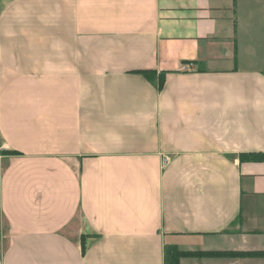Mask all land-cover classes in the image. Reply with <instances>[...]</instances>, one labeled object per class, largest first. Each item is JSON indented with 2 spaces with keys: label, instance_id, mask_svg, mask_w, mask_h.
<instances>
[{
  "label": "crops",
  "instance_id": "obj_1",
  "mask_svg": "<svg viewBox=\"0 0 264 264\" xmlns=\"http://www.w3.org/2000/svg\"><path fill=\"white\" fill-rule=\"evenodd\" d=\"M242 154H264V0H0V264L264 250Z\"/></svg>",
  "mask_w": 264,
  "mask_h": 264
},
{
  "label": "trees",
  "instance_id": "obj_2",
  "mask_svg": "<svg viewBox=\"0 0 264 264\" xmlns=\"http://www.w3.org/2000/svg\"><path fill=\"white\" fill-rule=\"evenodd\" d=\"M144 74L150 78L154 75V71L142 70ZM164 77L159 75V85L163 84ZM257 159L263 160L264 154H242L240 160ZM82 250L84 251V240H82ZM181 256H225V257H264V250L258 251H181L174 245H168L164 248V263L179 264Z\"/></svg>",
  "mask_w": 264,
  "mask_h": 264
},
{
  "label": "built area",
  "instance_id": "obj_3",
  "mask_svg": "<svg viewBox=\"0 0 264 264\" xmlns=\"http://www.w3.org/2000/svg\"><path fill=\"white\" fill-rule=\"evenodd\" d=\"M166 160V158H164V161Z\"/></svg>",
  "mask_w": 264,
  "mask_h": 264
}]
</instances>
